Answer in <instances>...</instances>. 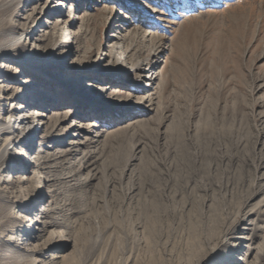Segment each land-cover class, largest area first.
<instances>
[{
  "label": "rangeland",
  "instance_id": "1",
  "mask_svg": "<svg viewBox=\"0 0 264 264\" xmlns=\"http://www.w3.org/2000/svg\"><path fill=\"white\" fill-rule=\"evenodd\" d=\"M57 1L0 17L1 123L43 114L0 169V264H264V0Z\"/></svg>",
  "mask_w": 264,
  "mask_h": 264
},
{
  "label": "bare ground",
  "instance_id": "2",
  "mask_svg": "<svg viewBox=\"0 0 264 264\" xmlns=\"http://www.w3.org/2000/svg\"><path fill=\"white\" fill-rule=\"evenodd\" d=\"M66 1L67 0L57 1L60 7L59 8L54 7L52 10L45 11L44 17L48 19H53L55 16H57V14L62 13L63 9L67 7ZM48 2H50V5H52L54 0H48ZM16 3H17V0H11V1L1 0L0 1V17H4L6 14L10 13L11 9H13ZM24 36L25 34L24 35L21 34L17 37L15 36L13 37V28L10 27L9 25H1L0 26V57H5L7 54H9V52H14L15 51L14 45L17 42L22 41ZM62 43L64 44L67 43L66 37L62 39ZM140 69H141V65L139 67V66H136V64L131 69H127L125 67L124 69H122V72H124V74L121 73L119 76L126 75L129 78L131 74H134L137 71H140ZM152 69L149 71L150 74L144 77L146 80H148L147 87L149 83H152L154 80L153 79L154 69L153 70ZM151 87H153V84H151ZM41 102L43 104L47 103L46 101H43V100ZM31 111H32L31 112L32 117L31 116L24 117L22 115L20 118L14 119V121H13V118L9 117V119H6L2 123H1V118H0V138L3 137L2 139H0V141L2 140V144L0 145V169H3L5 167L6 159L8 155L10 154V151L13 150L15 146H23V147L28 146L30 147V149H33L31 140L35 137V135L39 131L40 123H42L41 120L39 121L37 119V116H42L43 114L39 113L37 109H33ZM18 128L21 129V133H20L21 139H20V142L17 141L18 142L17 143L16 141L13 142L12 136L15 132H17ZM15 143L16 145H14ZM0 179H1V175H0ZM1 201H6V198L2 197ZM6 215H8V217L10 216L9 213H7ZM17 249L19 250L20 247H18ZM17 249L14 252L15 253L14 257L18 258V257L23 256L24 254L20 253V251H18ZM27 255L28 256L27 257L25 256V258H28L31 261V264H36V258H34L33 252Z\"/></svg>",
  "mask_w": 264,
  "mask_h": 264
}]
</instances>
